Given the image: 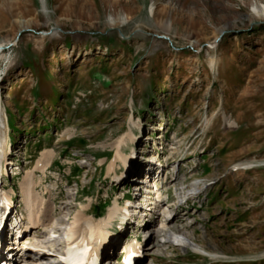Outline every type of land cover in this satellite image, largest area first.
Masks as SVG:
<instances>
[{
	"label": "rangeland",
	"instance_id": "rangeland-1",
	"mask_svg": "<svg viewBox=\"0 0 264 264\" xmlns=\"http://www.w3.org/2000/svg\"><path fill=\"white\" fill-rule=\"evenodd\" d=\"M253 5L264 0H0L5 183L19 207L32 172L46 218L15 264L39 241L60 250L79 211L103 218L145 165L163 177L149 221L175 215L179 236H141V264H264V14ZM129 130L120 147L137 160L117 182ZM137 234L118 231L114 257Z\"/></svg>",
	"mask_w": 264,
	"mask_h": 264
},
{
	"label": "bare ground",
	"instance_id": "bare-ground-1",
	"mask_svg": "<svg viewBox=\"0 0 264 264\" xmlns=\"http://www.w3.org/2000/svg\"><path fill=\"white\" fill-rule=\"evenodd\" d=\"M252 9H253V12L258 16L264 14V7H262V9L260 10L256 5H253ZM165 26H166L167 30H169L172 27L171 24H168ZM208 54H209L208 56H210V59H209L210 67H214L215 59L213 58L212 55H210V53H208ZM0 101H2L1 97H0ZM5 119H6V115H4V111L0 105V160H1V158H3V155L1 153H3L4 150L8 149V148L5 149V142H6V136H5L6 126L4 123ZM133 126H136V122H133ZM131 130H129L127 133L124 134L123 138L119 141V144L117 147V152L115 154L116 156H115L113 163L115 164L116 162H118L119 167H123V165H126V162L128 163V160L125 159L126 155L123 152L122 147H120L122 145H120V144L125 143L126 141H133L134 140L133 139V132ZM43 156H44V159L39 160L37 162V164L35 165V169H39L42 172L44 170H46L50 164V160H49L50 156L46 153H43ZM113 163H112V165H113ZM251 167L252 166L249 163V164H246L245 166H243L242 168H243V170H246V169H249ZM112 169L113 168H110V170H112ZM147 170H148V168H147ZM3 172H5L4 166L2 168V173ZM146 174H147V171L144 169L142 171V177L141 178H144V177L147 179L150 178V180H149L150 183H154L155 179L152 180L151 177L149 175H146ZM33 177H34V175L32 172L27 173L25 176H23V181L21 183V193L23 195V202L25 204V208L28 210V213H27L28 224L27 225L31 224V225L37 226L40 222H42V224L44 222L42 220V216H43L42 207L44 205V202H43V198H41V199L35 198V194L37 192H35V183L36 182H34ZM157 181H155V182H157ZM192 186H193L192 190L194 191L193 193H197V192L199 193V191L202 189V187H200L199 182H195ZM4 194L8 195L7 192H5ZM147 198H149V197H147ZM158 198H159V195H156L155 201H157ZM127 209L129 210V208L118 207V206L114 205L113 207H111L108 210L107 214L101 219H96L94 217V214L90 215L88 210L84 209L82 211H79L73 217L71 224L67 228V233L65 235L66 240H67L66 244L72 243L73 241L77 240L79 237L82 239H87V238L89 239L90 238L92 240H95V242L99 241L100 243H103V244H105L106 247H108V245L111 244V242L115 239V236H116V234L114 232L109 233V227H110L113 219L116 217V214L118 212L126 211ZM140 211L141 210H139V212ZM175 218H176L175 215H173L172 217H168L166 220L158 222L156 224L153 222L152 225H150V233L148 235V238L150 239V243L152 242V239L154 238V236H158L159 233H162V232L165 235L167 234V235H170L174 238L178 237L179 236L178 235V233H179L178 228H177V226H175V224L173 222V221H175L174 220ZM149 223H150V221H149ZM155 225H157V227ZM37 233L39 234L40 232H37ZM31 237L32 238H38L39 236L37 234L36 235L33 234ZM23 238H22V241L24 239H26V240L29 239L28 236L24 239ZM39 244H42V245H36V246H38L37 247L38 249H40V250H47L48 249V247L42 241H39ZM192 245H193L192 247L194 248V250L200 251V249H198V246H196L193 243H192ZM140 249H141V246H136L133 243H128V245H127V252L128 253L126 252V256H139V254H141ZM48 250H50V249H48ZM201 252H203V251H201ZM210 255H213V254L210 253ZM3 257H5V255ZM213 258H215V257H213ZM45 259H46V257L43 254L27 253L25 256L22 257L21 262L23 264H43Z\"/></svg>",
	"mask_w": 264,
	"mask_h": 264
}]
</instances>
